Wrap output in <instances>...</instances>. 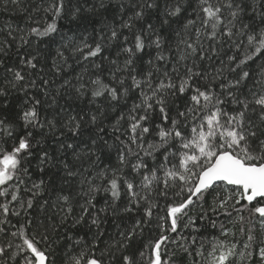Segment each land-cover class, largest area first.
<instances>
[{
    "label": "snow or ice",
    "instance_id": "obj_1",
    "mask_svg": "<svg viewBox=\"0 0 264 264\" xmlns=\"http://www.w3.org/2000/svg\"><path fill=\"white\" fill-rule=\"evenodd\" d=\"M0 11L23 20L0 24V264H264V0ZM210 214L240 238L178 231Z\"/></svg>",
    "mask_w": 264,
    "mask_h": 264
},
{
    "label": "trees",
    "instance_id": "obj_2",
    "mask_svg": "<svg viewBox=\"0 0 264 264\" xmlns=\"http://www.w3.org/2000/svg\"><path fill=\"white\" fill-rule=\"evenodd\" d=\"M161 3H163V0H161ZM9 8H11V5L9 6ZM152 19L155 20V17H153ZM5 20H11L14 23H19L21 26L23 25V20L21 19L20 14L14 13L12 11H8V12L0 11V24H3V22ZM72 27H74V26L73 25H69L67 23V21L62 22L63 30L67 31V29L72 28ZM89 31H91L90 28H89ZM55 39L58 42L59 41V36H56ZM54 46L55 45H53V47ZM44 47H45L44 44L40 45L41 49H43ZM113 55H114V52H113ZM81 71H82V66L73 63V68L67 70V75H68L69 78H73L77 73H80ZM92 71H93V69H91L89 67V70H88L89 74H91ZM105 75H107L106 72H105ZM59 82L60 81L57 80V85L59 84ZM55 87H56V85L53 86V92L55 90ZM42 99H47V98H43L42 97ZM87 99L88 98H85L84 100H73V101H70L69 103H71L72 109H74L75 111H80V109H84V111H88L90 108H92L94 110L95 106L94 105H89L88 102H87ZM59 103L61 105H64L65 104V99H60ZM97 103L101 104V103H103V101L102 100H97ZM129 103H131V100L129 101ZM87 136H88V133H87V130H85L84 139H87ZM49 145L54 147V142L51 141V139L49 140ZM52 147H50V149H49L50 151L52 150ZM114 162H115V150L113 149V163ZM104 163H108V161L105 160ZM35 166H36V162L33 161V164H32L33 177L32 178L34 180H38L39 178H41L42 174L39 173L38 171H35ZM43 178L46 179V180L48 179L47 176H44ZM101 203H102V201H101ZM160 204H161V206H163L164 201L161 200ZM98 207H99V205H98ZM28 214L31 215L32 217L39 216L40 215L39 204L37 203L36 205H34V207L32 209H29L28 210ZM161 214H163V213H161ZM189 215L195 216L196 212L195 211L190 212ZM26 218L27 217L24 216L23 214H22V216L20 218L11 217L10 218L11 219V224L6 226L7 229L9 231H15V229L12 228L11 225L12 224H16L17 219H19L20 222L23 223L24 219H26ZM210 220H215L217 222V227L213 228L211 226ZM183 223L184 222L182 221L180 229H178V231L182 232L183 235H185V236H189V238L191 237V235H195L197 237L198 241H201V240L204 241L205 247H207L208 241L213 240V238H215V237H219L221 240H225V237L221 236V229H220V225L221 224H223L226 228H228V229H230L232 231H237V229L233 227V224L227 218H225L223 216H215V215H211V214H210V219L201 220V219L197 218V222H196L195 227L200 229L199 232H193L192 229H184L183 228ZM103 227L108 229L109 232L114 231V229L111 226V221H109L108 224L103 225ZM172 235L176 236L177 234H172ZM0 238H2V237H0ZM237 238H240V234H239L238 231H237ZM231 239H232V237L229 236L227 238L226 242L230 241ZM16 242H19V241H16ZM171 247L172 246H170V248ZM61 254L62 253L59 251V248H58L57 249V253H56L57 257H59ZM189 259L190 258L186 257L185 261H184V264H188ZM57 264H59V260L58 259H57ZM201 264H204L203 260H201Z\"/></svg>",
    "mask_w": 264,
    "mask_h": 264
}]
</instances>
